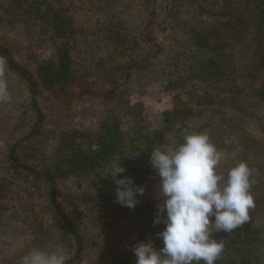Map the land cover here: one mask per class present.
I'll list each match as a JSON object with an SVG mask.
<instances>
[{
    "label": "trees",
    "instance_id": "16d2710c",
    "mask_svg": "<svg viewBox=\"0 0 264 264\" xmlns=\"http://www.w3.org/2000/svg\"><path fill=\"white\" fill-rule=\"evenodd\" d=\"M121 1L0 4V63L26 96L0 156V230L19 225V250L0 264H132L133 247L150 264H264V0ZM8 22L50 57L21 60ZM181 40L179 94L151 131L131 96ZM83 97L104 115L69 127Z\"/></svg>",
    "mask_w": 264,
    "mask_h": 264
},
{
    "label": "rangeland",
    "instance_id": "374dc122",
    "mask_svg": "<svg viewBox=\"0 0 264 264\" xmlns=\"http://www.w3.org/2000/svg\"><path fill=\"white\" fill-rule=\"evenodd\" d=\"M123 2H125V0L121 1V3ZM7 3L8 0H0L1 6H6ZM13 24L14 23L8 22L5 23L4 27H18L11 33V36L14 43L20 48L19 57L21 60H24L31 66L35 67L34 61L36 59L40 60L50 57L51 48L49 45H51L52 42L49 43L47 38H43L39 32L32 31L31 33H28V35L25 33V29L27 31L28 28L35 30L32 28V23L23 22L25 26L21 25L19 22L16 23V26H13ZM165 27L170 26L163 25L162 27L156 28L155 36L159 43H164L167 46H170L173 44V41L170 35V30ZM182 40L180 41V47H177L170 56L164 55L162 57V60H167V58H169L168 71L161 75L155 74L151 80H147L143 77V79L138 82L140 86L139 88L144 90L143 93H132L131 101L143 104L146 126L151 131L160 126L162 113L167 110H172L176 101V96L179 94V91H177L175 87L169 85V80L173 77L171 72L175 71L172 64L175 61L174 58L177 59V54H180L181 58L190 54L185 48L181 47L185 44ZM166 52H169V49H167ZM181 71L182 70L180 69L179 72ZM135 87H133V89ZM22 90L20 83L18 84L16 80L11 78L2 68L0 63V117L7 118L8 122L6 126L0 124L1 157L6 156L7 144L15 142L25 132V129H14L17 118L25 109L26 96ZM68 114L72 118V121H67L69 127H79L80 129L90 128L91 126H96L98 121L103 117L104 104L97 98L83 97L73 102ZM12 127L16 131L14 134H11L13 137H10L11 135H7V132H11ZM101 178L102 176H97L95 180L101 182ZM14 223L15 222L13 221L7 220L0 230V261L10 252L13 253L16 250H19V244L17 243V240L14 239V234L16 233V230H18L19 225ZM130 252L132 254L130 257L132 264H150L148 256L139 251L138 248L133 247ZM68 255L69 254L65 249H61L58 253L59 258H64ZM84 264H98V262L95 261Z\"/></svg>",
    "mask_w": 264,
    "mask_h": 264
}]
</instances>
